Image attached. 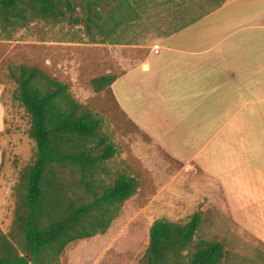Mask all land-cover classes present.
Listing matches in <instances>:
<instances>
[{
	"label": "rangeland",
	"instance_id": "obj_1",
	"mask_svg": "<svg viewBox=\"0 0 264 264\" xmlns=\"http://www.w3.org/2000/svg\"><path fill=\"white\" fill-rule=\"evenodd\" d=\"M229 0H71L59 19L33 18L25 23L0 21V230H13L21 175L36 158L28 132V112L13 100L12 73L20 65L37 66L70 87L73 97L102 120L117 154L109 163L114 173L140 175L141 188L122 207L105 235L70 244L61 264H140L149 231L158 220L184 224L203 213L200 238L225 243L231 254L256 261L258 241L241 234L229 218L199 197L185 175L140 134L128 132L111 95L97 93L92 80L118 75L120 45L152 44ZM216 18V20H214ZM213 20V21H212ZM213 17L211 22H216ZM227 126L225 130L229 129ZM221 137L209 147L213 152ZM176 171V170H175ZM20 249L18 241L12 240Z\"/></svg>",
	"mask_w": 264,
	"mask_h": 264
},
{
	"label": "crops",
	"instance_id": "obj_2",
	"mask_svg": "<svg viewBox=\"0 0 264 264\" xmlns=\"http://www.w3.org/2000/svg\"><path fill=\"white\" fill-rule=\"evenodd\" d=\"M117 76L121 124L264 245V0H229L152 44L120 45Z\"/></svg>",
	"mask_w": 264,
	"mask_h": 264
},
{
	"label": "trees",
	"instance_id": "obj_3",
	"mask_svg": "<svg viewBox=\"0 0 264 264\" xmlns=\"http://www.w3.org/2000/svg\"><path fill=\"white\" fill-rule=\"evenodd\" d=\"M70 9L71 0H0V21L59 19ZM117 77L107 74L91 84L95 92L110 95ZM12 79V98L30 116L28 134L37 152L21 175L13 230L10 235L0 230V264H61L70 244L109 231L141 188L140 175L112 172L117 148L102 131L101 118L73 97L68 84L27 65L18 66ZM203 221L202 212L184 224L155 221L140 264H264V252L254 261L231 254L222 241H195Z\"/></svg>",
	"mask_w": 264,
	"mask_h": 264
},
{
	"label": "water",
	"instance_id": "obj_4",
	"mask_svg": "<svg viewBox=\"0 0 264 264\" xmlns=\"http://www.w3.org/2000/svg\"><path fill=\"white\" fill-rule=\"evenodd\" d=\"M26 257H27L30 261L32 260L31 254L26 255Z\"/></svg>",
	"mask_w": 264,
	"mask_h": 264
}]
</instances>
